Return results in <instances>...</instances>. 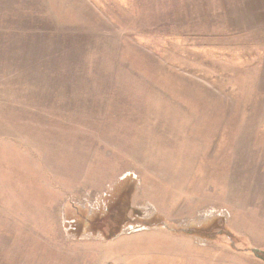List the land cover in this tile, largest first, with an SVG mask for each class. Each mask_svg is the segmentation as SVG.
<instances>
[{"label":"rangeland","instance_id":"obj_1","mask_svg":"<svg viewBox=\"0 0 264 264\" xmlns=\"http://www.w3.org/2000/svg\"><path fill=\"white\" fill-rule=\"evenodd\" d=\"M0 25L53 87L0 120V264H264V0H0Z\"/></svg>","mask_w":264,"mask_h":264},{"label":"crops","instance_id":"obj_2","mask_svg":"<svg viewBox=\"0 0 264 264\" xmlns=\"http://www.w3.org/2000/svg\"><path fill=\"white\" fill-rule=\"evenodd\" d=\"M15 32V29L0 25V33L6 35L5 37L0 35V120L15 121L18 120V115L25 111L24 107L28 112L39 113L41 105L52 104L50 95L53 94L48 91L52 86L47 84L49 82L44 84L41 81L36 83L17 80L19 62L22 63L18 62V59L24 57L19 50H26V39ZM36 40L37 38H34L27 42L34 43ZM37 50L34 49V45H30L27 52Z\"/></svg>","mask_w":264,"mask_h":264},{"label":"trees","instance_id":"obj_3","mask_svg":"<svg viewBox=\"0 0 264 264\" xmlns=\"http://www.w3.org/2000/svg\"><path fill=\"white\" fill-rule=\"evenodd\" d=\"M82 213V215H80L79 217H78V219H80V222L83 220V221H85L86 223H88V224H90L91 223V221H93L95 218V216H93V217H89V215H88V213L86 214V213H83V212H81Z\"/></svg>","mask_w":264,"mask_h":264}]
</instances>
